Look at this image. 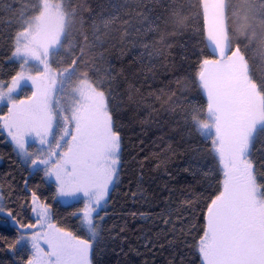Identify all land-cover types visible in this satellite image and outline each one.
Instances as JSON below:
<instances>
[{"label": "snow or ice", "instance_id": "1", "mask_svg": "<svg viewBox=\"0 0 264 264\" xmlns=\"http://www.w3.org/2000/svg\"><path fill=\"white\" fill-rule=\"evenodd\" d=\"M0 144V264H264V0H0Z\"/></svg>", "mask_w": 264, "mask_h": 264}, {"label": "trees", "instance_id": "2", "mask_svg": "<svg viewBox=\"0 0 264 264\" xmlns=\"http://www.w3.org/2000/svg\"><path fill=\"white\" fill-rule=\"evenodd\" d=\"M153 134H154V129L150 132H148L147 135H143L141 134L140 132V129L137 128L136 129V135L140 136L141 139L144 140V155H147L149 152L153 151V147H152V139H153ZM129 135H132L131 133H129ZM7 149H5L4 145L0 144V152H6ZM178 162V161H177ZM7 164H8V161L7 159L5 158L4 160L0 161V172H4L7 170ZM128 176H124L123 179H124V184L121 185V192L123 191H127V187H128ZM137 208H140V205L137 204V205H133L130 201L126 202V209L127 210H136ZM111 223V221H109ZM122 221H117V223H121ZM69 223H74L73 221H69ZM127 223L129 225V228L130 229H135L137 227V224H138V221H134L132 219L131 216H128L127 217ZM2 231V230H0ZM129 237L130 239H132L133 241L135 240V237L131 234V232H129ZM167 255V252H165V256ZM130 256L132 258V260L134 261V264H143V261L145 259L149 260L150 264H151V261H152V256L150 255H147V256H136L134 253H130ZM177 259H179V257H177ZM156 260H157V264H159V261L162 260V257L157 254L156 256Z\"/></svg>", "mask_w": 264, "mask_h": 264}]
</instances>
